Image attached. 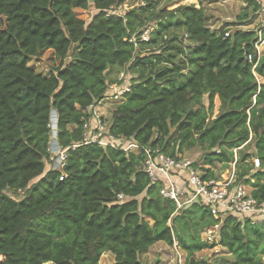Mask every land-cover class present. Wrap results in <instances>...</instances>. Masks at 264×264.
I'll return each mask as SVG.
<instances>
[{"label": "trees", "instance_id": "obj_1", "mask_svg": "<svg viewBox=\"0 0 264 264\" xmlns=\"http://www.w3.org/2000/svg\"><path fill=\"white\" fill-rule=\"evenodd\" d=\"M123 2L0 0V264H99L103 252L113 264H145L143 251L173 239L185 264H213L196 256L216 246L201 239L218 222L204 204L177 208L163 197L143 152L82 142L85 110L107 97L112 68L136 74L117 85L130 87L105 122L119 147L133 139L171 157L197 147L202 160L192 165L204 179L216 178V163L229 167L240 147L236 183L264 203V50L253 51L256 29H211L202 5L168 10L148 0L113 13ZM89 6V20L73 11ZM248 8L239 19L256 15L251 0ZM48 50L59 64L43 75L28 63ZM52 110L58 145L69 147L62 169L48 162ZM247 145L252 152L242 151ZM6 189L26 191L15 200ZM218 244L231 257L221 264H264V222L230 213Z\"/></svg>", "mask_w": 264, "mask_h": 264}, {"label": "built area", "instance_id": "obj_2", "mask_svg": "<svg viewBox=\"0 0 264 264\" xmlns=\"http://www.w3.org/2000/svg\"><path fill=\"white\" fill-rule=\"evenodd\" d=\"M251 1L258 8L256 17H258L259 25L256 29L257 37L253 42V51L259 55L264 48V0ZM120 11V6L112 10L113 13H121ZM151 29L152 27L148 26L142 31V40L149 39ZM145 32L148 33L147 38L144 36ZM228 35L229 32H225V36ZM253 51L247 54L249 61L253 58ZM256 64V62L253 64V69ZM129 87V84L115 87L117 89L115 93L123 95L124 92L129 90ZM109 88L112 89L110 85ZM89 107L92 111H90V108H86L85 110L89 116L83 122L82 142L84 144L97 143L104 147L111 146L112 148H119L127 152H143L145 154L143 169L152 180L160 179L163 182V186L160 189V194L163 197L172 199L176 203L177 208L186 207L192 202H200L218 220L217 223L207 227L201 233L202 240L210 244L216 243L217 245L222 221L230 213L239 214L241 219L247 216L250 223L264 222V203H258L256 198L252 196V187L249 184L242 182L236 183L237 150L240 147L233 149V161L229 164L230 168L224 170L220 178L204 179L202 173L193 167L192 161L180 155L177 157L165 155L158 148L140 145L133 139L124 141V144L119 147L117 142H115L116 137L108 133L104 118L97 113L96 106ZM50 120L52 121L51 114ZM54 121L56 122V113ZM72 146L74 147L76 145L73 144ZM68 148H61L58 145L56 135L54 136L53 143L50 144L49 149L53 157L50 162L52 169L63 168ZM51 163L53 164L51 165ZM250 164L252 169L258 168L260 166L259 158L257 156L251 157ZM181 172L185 173V183L183 186H179L175 180H172V175L180 176L182 174ZM65 176L64 173H61L59 179L62 180ZM119 197L121 198L122 195H119ZM169 249L170 252L165 254L168 262L172 264H185L186 255H183V250L176 240L173 239V243L169 245Z\"/></svg>", "mask_w": 264, "mask_h": 264}, {"label": "rangeland", "instance_id": "obj_3", "mask_svg": "<svg viewBox=\"0 0 264 264\" xmlns=\"http://www.w3.org/2000/svg\"><path fill=\"white\" fill-rule=\"evenodd\" d=\"M146 1L148 0H124V2L120 5V12H124L127 9H131L134 7H138L140 4L145 5ZM157 8L161 9L165 7L166 9H173L177 7L178 5H194L195 7H199L202 5V7L205 9L206 13L211 17L210 20V28L213 29V27H216L219 29L220 27L228 28V31L234 29V28H242V29H257L258 27V17L252 16L249 20H244V19H239L238 15L242 13L243 11H248L250 13V8H248L250 4V0H157ZM74 13L82 19L89 20L92 12L94 9H92V6H89L87 9H80V8H75ZM230 24L229 26H227ZM213 26V27H212ZM176 34H181L182 30L181 29H174ZM149 32V30H148ZM144 36L147 38L148 33L145 32ZM262 49V48H261ZM264 50V48H263ZM261 50V51H263ZM36 72L41 73L43 75H46L50 72L51 69L55 68L59 64V59L56 58L51 51H44L39 57L33 58L32 60L29 61L28 63ZM123 73V76H122ZM133 76H136V74L131 73L130 71H126L124 69L118 70L116 68H112L107 75V80L111 84L112 89L109 88L108 86V96L104 99L101 100V104L97 106L96 111L99 115H102L104 117V122H108L110 119V114L116 104L121 102L123 100V95L120 93H115L117 89L115 87H118L122 82L131 83V80ZM260 81H264L262 78L259 79ZM204 98V97H203ZM202 98V101L204 100ZM216 100L214 99V108H213V113L212 116L214 117L217 113L216 111ZM207 103V100H206ZM88 107L87 109H89ZM90 111L92 109L90 108ZM88 112V110H87ZM53 113V112H52ZM51 113V116H52ZM55 117V114L53 116V119ZM105 123V124H106ZM56 122L54 120H50V144L53 143L54 136L56 135ZM106 127V125H105ZM108 128V127H107ZM50 144H49V149H50ZM50 151V150H49ZM242 151L245 152H252L253 147L251 145H247L243 148ZM201 151L197 147L193 148H186L183 150L182 154H179L182 157H186L190 161H196V162H201L202 156H201ZM237 155H239V152L237 151ZM49 166H50V160H48ZM53 163H51L52 165ZM214 173L216 175V178H220V174L222 171L226 170L228 168L225 167L223 168L221 164H214L213 166ZM198 170H200L198 168ZM201 171V170H200ZM203 172V171H201ZM25 190H11V189H6L4 192L11 198L15 200L21 199L24 194ZM205 230V229H204ZM203 230V231H204ZM219 241V239H218ZM163 247H166L165 245ZM162 247V248H163ZM183 250V249H182ZM170 252V249L168 248H163V249H156L153 251L152 255L148 257L149 261H155L157 255L161 254H167ZM104 253V252H103ZM102 253V254H103ZM101 254L100 259H99V264H108L107 259L104 258V256ZM186 252L183 250V255H185ZM226 251L222 248L221 245L217 243L216 246L213 248H208L204 249L201 251H198L196 253L197 257H207L206 259H209L211 263L213 264H221L222 262L228 261L225 258L226 256ZM163 257H166V255ZM141 254H140V259H141ZM186 259V256H185ZM104 261V262H103ZM160 262V261H159ZM51 263V262H50ZM52 264V263H51ZM160 264H162L160 262ZM172 264V263H171Z\"/></svg>", "mask_w": 264, "mask_h": 264}, {"label": "crops", "instance_id": "obj_4", "mask_svg": "<svg viewBox=\"0 0 264 264\" xmlns=\"http://www.w3.org/2000/svg\"><path fill=\"white\" fill-rule=\"evenodd\" d=\"M213 27V26H212ZM213 29H217L216 27H213ZM258 80H259V78H258ZM204 98V100H203V104L204 105H207L208 104V99H207V95H204L203 96ZM214 99L217 101L216 102V111H217V113H218V108H219V104H220V102H219V98H218V96H215L214 97ZM206 100H207V103H206ZM101 104V101L100 102H98L96 105H94V106H96V108H97V106L98 105H100ZM99 107V106H98ZM216 113V114H217ZM53 114H55V112H53ZM111 115V114H110ZM184 158H186V157H184ZM229 164H230V162H229ZM228 168H230V165H229V167ZM227 168V169H228ZM200 171V170H199ZM201 172V171H200ZM222 172H224V171H222ZM221 172V173H222ZM182 174H180V176H177L176 177V175H172V180H175L176 181V183L179 185V186H181V184L182 183H185V173L184 172H181ZM202 173V172H201ZM221 175V174H220ZM216 179V178H215ZM167 182V181H166ZM166 246V247H163V246ZM168 248L169 249V245H167V244H165V243H163V242H161V241H159V242H156V243H154L153 245H151L147 250H145V251H143L142 253H141V261L143 262V263H145V264H150V263H152L153 261H149L148 260V257H150L151 255H152V253H153V251L154 250H156L157 248L159 249H163V248ZM211 249V248H210ZM103 256H104V258H106L107 259V262H108V264H113V262H114V256H113V254L112 253H110V252H104L103 254H102ZM163 255L164 254H161V255H157V257H156V260H159L162 264H171L170 262H168L167 260H166V257H163ZM186 255V254H185ZM165 256V255H164ZM226 260H230L231 259V257H230V255L229 254H226ZM104 262V261H103ZM159 262V263H160ZM43 264H51L50 262H45V263H43ZM101 264V263H100ZM104 264H106V262H104Z\"/></svg>", "mask_w": 264, "mask_h": 264}, {"label": "water", "instance_id": "obj_5", "mask_svg": "<svg viewBox=\"0 0 264 264\" xmlns=\"http://www.w3.org/2000/svg\"><path fill=\"white\" fill-rule=\"evenodd\" d=\"M52 112H55V110H52ZM56 113V112H55ZM207 257H204V259H206Z\"/></svg>", "mask_w": 264, "mask_h": 264}]
</instances>
